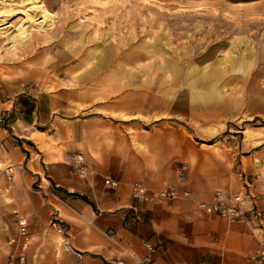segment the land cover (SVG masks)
Segmentation results:
<instances>
[{"label": "crops", "instance_id": "0c3cea01", "mask_svg": "<svg viewBox=\"0 0 264 264\" xmlns=\"http://www.w3.org/2000/svg\"><path fill=\"white\" fill-rule=\"evenodd\" d=\"M37 56L0 61V164H15L19 178L12 182L0 167V264L17 234L14 210L33 235L29 264H115L120 258L135 264L129 252L146 256L147 243L156 248L152 264H264L259 255L249 258L264 250V220L255 223L246 213L245 220L229 222L196 207L218 191L226 197L247 191L249 179V192L264 210V126L216 132L202 113L199 128L192 127L198 103L188 97L145 94L137 81L105 95L96 89L105 79L48 80ZM6 70L22 75L6 78ZM253 116H264V106ZM78 155L90 167L85 176L77 170ZM107 176L119 181L116 189L104 185ZM136 182L149 189L170 183L188 194L140 201L131 195ZM34 183L56 195L31 191ZM54 216L65 228L61 241L50 224Z\"/></svg>", "mask_w": 264, "mask_h": 264}, {"label": "rangeland", "instance_id": "374dc122", "mask_svg": "<svg viewBox=\"0 0 264 264\" xmlns=\"http://www.w3.org/2000/svg\"><path fill=\"white\" fill-rule=\"evenodd\" d=\"M36 54L48 80L105 79V95L137 81L145 94L188 97L192 127L202 113L216 132L264 126L253 116L264 106V0H0V61Z\"/></svg>", "mask_w": 264, "mask_h": 264}, {"label": "built area", "instance_id": "2783aa9c", "mask_svg": "<svg viewBox=\"0 0 264 264\" xmlns=\"http://www.w3.org/2000/svg\"><path fill=\"white\" fill-rule=\"evenodd\" d=\"M77 159L79 161V164L77 165V170L79 171V174L81 176H85L90 170L84 165L81 155H78ZM0 167L3 168L5 174L7 175V178L13 182L15 179L14 175L17 170L16 165L13 163H9L4 166L0 164ZM185 168L186 166L184 164L180 166L178 176H182V172ZM247 180L248 181H245L247 191L234 193L228 197H226L222 192L218 191L217 193H215L212 200L198 201L196 203V207L204 214H217L225 218L229 222L245 220L246 213H249V219L251 218L255 221V223H262V220H264V210H261L256 206L254 197L253 195H251L248 189L252 186V182L249 179ZM104 185L108 189H116L119 186V181L107 176L104 178ZM36 191L44 195H56L52 189H50L49 187H44L42 185H38ZM187 194L188 192H183L181 194L175 188V186L170 183H164L163 186L159 189H149L146 185L141 182L133 183L131 187L132 197L140 201H162L165 199L178 198L181 195ZM14 214L16 215L17 221V234L8 240L12 251L6 261L1 264H29L27 259V251L32 243L33 235L31 230L29 229V223L27 218L24 215L19 214V212H17L16 210H14ZM50 224L55 230V232L61 235L64 234L65 228L56 216L53 217ZM106 233L109 236H113L112 229H108ZM147 246L150 250V254L146 256L141 257L132 252H129L130 256L134 259L135 264L153 263L152 255L156 251V248L148 243ZM258 255L261 258H264V250H259L256 254L250 255L249 258L255 259L258 258ZM115 264H126V262L122 258H120L116 261ZM198 264L213 263L209 260H202Z\"/></svg>", "mask_w": 264, "mask_h": 264}, {"label": "bare ground", "instance_id": "6f19581e", "mask_svg": "<svg viewBox=\"0 0 264 264\" xmlns=\"http://www.w3.org/2000/svg\"><path fill=\"white\" fill-rule=\"evenodd\" d=\"M27 28L26 26H24V24H20L18 27H17V32H16V36H19V37H23L25 36V32H26ZM83 162H84V165L90 170V167L85 163L84 159L82 158ZM17 211V210H16ZM18 212V211H17ZM61 235V234H59ZM63 235V234H62ZM64 247L67 248V245L64 244Z\"/></svg>", "mask_w": 264, "mask_h": 264}, {"label": "trees", "instance_id": "16d2710c", "mask_svg": "<svg viewBox=\"0 0 264 264\" xmlns=\"http://www.w3.org/2000/svg\"><path fill=\"white\" fill-rule=\"evenodd\" d=\"M84 198H85L88 202L92 203L87 197L84 196ZM92 204H93V203H92Z\"/></svg>", "mask_w": 264, "mask_h": 264}]
</instances>
